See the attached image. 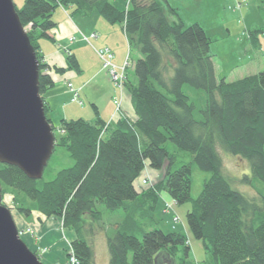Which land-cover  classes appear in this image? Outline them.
I'll use <instances>...</instances> for the list:
<instances>
[{"label": "trees", "instance_id": "16d2710c", "mask_svg": "<svg viewBox=\"0 0 264 264\" xmlns=\"http://www.w3.org/2000/svg\"><path fill=\"white\" fill-rule=\"evenodd\" d=\"M127 1V10L111 0H25L23 8L17 9L37 53L44 101V95L56 87L53 73L67 70L45 61L42 48L43 42L57 43L54 14L58 8L83 16L97 12L108 24L123 25L132 49L140 55L127 76L133 75L135 83L129 85L128 79L125 83L135 120L118 114L114 122L102 121L96 106L95 122L61 120L63 134L56 138V146L68 151L74 165L44 183L43 178L32 180L20 168L0 163V185L14 190V208L21 214L28 217L36 209L42 222L61 218L64 228L78 233L68 255L77 264H96L81 231L86 216L92 224L102 221L98 206L126 211V223L107 238L110 264H176L180 253L188 257L191 251L188 237L165 233L157 224L134 236L129 225L135 223L134 214L126 205L140 196L135 183L147 164L159 170L168 161L165 181L142 195L159 197L165 191L179 205L193 202L187 213L190 232L204 242L216 264H264V198L257 201L234 190L218 152L221 148L249 164V176L232 179L233 185L242 183L256 190L255 182L264 184V69L235 82L218 78L213 41L202 26H186L168 0ZM262 35L264 28L250 33L258 49ZM69 64L79 70L75 58ZM187 86L206 94L200 121L195 119L196 104L184 93ZM45 111H51L46 101ZM169 142L191 154L196 166L211 175L196 200L191 197L192 166L173 170L176 157L167 148Z\"/></svg>", "mask_w": 264, "mask_h": 264}, {"label": "rangeland", "instance_id": "374dc122", "mask_svg": "<svg viewBox=\"0 0 264 264\" xmlns=\"http://www.w3.org/2000/svg\"><path fill=\"white\" fill-rule=\"evenodd\" d=\"M115 5L122 7L126 6L125 9L129 8V4L126 1L122 0H111ZM169 1V0H168ZM172 2L177 1L180 4V12L183 14L184 22L186 26L192 24L203 23L206 26L214 22L221 23L216 27V35L212 36V47L211 54H213L214 62L216 66V75L220 78L227 77L229 82H233L239 79H244L246 77L254 76L258 74L256 72V66L254 65L251 69L240 68L239 66L247 65L250 60L248 59V54L246 53L247 44H249V39L246 37L248 28L247 23L259 24L260 27L264 25V4L263 1L259 3L258 0L255 4L251 3V7L245 3H237L234 7L229 8V14L234 18V21L231 23H226L225 21L217 20L216 14L217 11L215 8L210 6L204 0H171ZM171 1H169L171 3ZM16 8L21 10L23 8L25 0H13ZM247 4V5H246ZM174 7V6H173ZM241 11L246 12V20L242 18V15L239 14ZM63 15L69 21V27L64 25V20L60 24L61 34L60 37H65L66 42L63 44L59 43L56 46L57 50H62L58 53L61 58V61L64 60V67L67 70L62 74H55L53 76L56 80V89L60 86V89H65L68 91L69 95L65 96L60 102L61 108L56 109L57 117H54V114L51 115V118L54 120L55 126L52 125V128L55 130V138H59L63 134V130L59 127L61 120L65 119L64 117L70 118V120H85L86 122H95L96 112L93 107V100L88 99L85 94L79 98L80 90L78 89V83L73 79L78 71L70 66V61L75 58L73 46L81 43L84 44L89 50H91L95 55V60L99 63L98 69L93 71V75L99 70L104 72L106 80L109 81L113 90L116 89L117 95L120 99L113 101H118L124 110L130 109L133 113L132 106L128 101V96L130 91L127 90V86L124 84L121 85L116 81L115 77L117 75H122L126 73L124 71V63L122 65L117 64V56L115 50L110 45L97 46L96 43L99 41V34L97 32L85 33L79 26H77L78 18L83 20L82 22L87 23L88 25L92 24V19L89 20L90 15L93 18L108 24L99 13L94 12L89 15H80L73 14L71 10L65 8H58L54 14V18L58 20L59 15ZM75 15H80L76 17ZM229 16L225 15V19H228ZM61 19V18H60ZM65 19V20H66ZM104 20V21H103ZM87 21V22H86ZM98 21V24H99ZM97 24V23H96ZM262 24V25H261ZM110 25V24H109ZM111 26V25H110ZM120 27V25H117ZM202 26V25H200ZM253 25H251L252 27ZM123 29V25L120 27ZM264 28V27H263ZM72 30H75L74 35H68ZM205 30V29H204ZM206 31V30H205ZM255 31V30H254ZM124 43H126L127 55L130 52V56L125 57L130 58V61L133 62L135 59V51L132 49L129 44L130 41L123 30ZM264 45V36L261 37ZM42 43V42H41ZM44 47L48 42H43ZM50 44V43H49ZM131 47V48H130ZM264 48V46H263ZM45 50V49H44ZM106 52H103L105 51ZM138 53V52H137ZM76 59V58H75ZM105 60V61H104ZM258 58L256 59V61ZM110 63V64H109ZM52 65L62 66L61 64L50 63ZM109 64V65H108ZM235 69V70H234ZM71 73V74H70ZM80 74V73H79ZM88 75V74H87ZM115 75V76H114ZM60 82V84H59ZM97 82V80H96ZM78 87V88H77ZM126 88V91H125ZM123 92L125 94L124 100H122ZM103 93V92H101ZM184 93L196 104L197 110L195 113V119L200 121L202 120V114L200 113L204 110L206 105V94L202 90H197L191 87H185ZM76 100V101H75ZM100 100V99H99ZM101 102V100H100ZM116 107L115 116L120 114L118 107ZM51 112L46 114L47 120L51 121L49 115ZM128 113V117L134 119V114ZM65 115V116H64ZM55 118V119H54ZM135 120V119H134ZM114 122L112 119L110 122ZM57 141L55 140V150L52 155L51 160L45 170L43 182H50L55 179L58 172L64 169L71 168L74 165L73 160L70 158L68 151L65 148L57 147ZM167 148L171 154H174L176 157L175 165L173 170L179 169L183 165L192 166V201L198 199L200 196L205 181L210 179L211 175L209 173L201 171L196 164L194 163L193 156L186 152H181L179 149L172 143H168ZM219 155L223 161V170L224 174L228 179L231 180V185L234 190H239V192L244 193L249 196L255 197V199L260 201V197L264 198V184L261 182H255L257 191L251 187L236 183L233 185L232 179L242 180L245 176H249L250 167L247 162L240 161L237 158L229 155L225 151H221ZM218 150V146H217ZM168 172V161H166L163 167L159 170H153L147 164L145 170L136 181L135 185L137 190L140 193L139 200L128 202L126 205L129 207V212L134 214L135 226L133 227L132 234L136 237L143 235L145 230H148L150 226L157 224L165 233L175 232L183 234L188 237V241L191 247L188 257L184 253L176 259V264H216L213 254L209 249L204 245L203 241L196 240L191 234L188 222H187V213L191 210L193 202H189L184 205L177 204L167 192L160 193L158 196H153V198L142 195V193H147L152 185L161 183L165 181L166 175ZM144 181H147L144 184ZM239 184V185H238ZM16 193L13 189L5 187L3 190V201L2 204L9 208L12 212L14 221L17 225L19 232L21 233L20 237L27 247L37 254L43 264H77L74 257H68L71 251V243L78 238V233L74 229L64 228L63 221L61 218H51L43 219L41 221V216L39 212L34 209V212L31 216H25L21 214L15 206L13 198ZM19 198H24V195H19ZM27 199V198H26ZM156 200V202H154ZM30 206L33 205V202L28 200ZM263 206H261L264 213V201H262ZM34 206V205H33ZM98 210L102 213L103 219L99 224H92L90 216H86V225L84 230L81 231V239L86 240V242L91 246L94 252V260L96 264H110V255L107 246V238L114 234V231L120 227L121 221L126 215L125 210H116L109 211L103 206H98ZM175 218L178 219V222L175 221ZM92 224V225H91Z\"/></svg>", "mask_w": 264, "mask_h": 264}, {"label": "water", "instance_id": "95a60500", "mask_svg": "<svg viewBox=\"0 0 264 264\" xmlns=\"http://www.w3.org/2000/svg\"><path fill=\"white\" fill-rule=\"evenodd\" d=\"M37 53L13 0H0V163L41 180L55 148V135L40 94ZM0 264H43L23 242L12 212L2 204Z\"/></svg>", "mask_w": 264, "mask_h": 264}, {"label": "crops", "instance_id": "0c3cea01", "mask_svg": "<svg viewBox=\"0 0 264 264\" xmlns=\"http://www.w3.org/2000/svg\"><path fill=\"white\" fill-rule=\"evenodd\" d=\"M204 1H206L210 6L216 9L217 11L216 19L217 20L225 21L226 23H231L232 21H234V18L230 16V14L228 13L230 7H234L239 2L240 3L246 2L248 6L251 7V3L255 4L257 0H204ZM258 2L260 3L261 0H258ZM171 4L172 6H174V8L178 9V12L181 15V18L184 20L183 14H181L180 12V4L177 1L175 2L171 1ZM239 14H241L242 18L246 20V12L241 11V13ZM92 15H90V18H89V20L91 19L93 20L91 25H88L87 23L82 22L83 20H81L80 15H75L76 17H80V19L78 18V22L76 25L79 26L85 33H91L93 31L97 32L99 34V41L96 43V45L97 46L110 45L115 50V53L117 56V64L122 65L125 62V57L127 55L126 43H124V38H123L124 29L120 28L122 25H120V27L117 26L118 24L110 26L109 24L102 22L101 19L99 21L93 18ZM225 15L229 16L228 19H225ZM65 19L66 18L61 14L59 15L58 20L55 19L58 23V27L56 29V34H57L56 44L57 45H59V43L63 44L64 41L66 42L67 40L65 39L67 36L60 37V34H61L60 24L62 20H64L63 24L66 25L67 27H69V24H70L69 21ZM98 21H99V24H98ZM220 24L221 23L219 22H214L210 24V26H206V24L200 23V25H202V27L206 30V33L208 34L210 38H212L213 35H216L215 29ZM247 25H248V28L246 29L247 38L250 32H253L254 30H259L264 27V25L262 24H261L262 27H260L259 24H256L255 22H253L252 24L247 23ZM251 25L253 26L251 27ZM74 32L76 31L72 30L68 35H74L73 34ZM253 41L255 42V40ZM249 42L250 43L247 44L245 51L248 54V59L250 60V62L247 65L239 66V67L251 69L255 65L257 69L256 72L258 71L257 73H259L264 69L263 41L259 49L254 47V45L251 43L250 40ZM56 46L51 47V44L48 43L45 45V47L43 44L42 48H43L44 53L46 54L47 61H49L50 63L62 65L64 63V60L61 61V58L63 57L62 56L60 57L58 54L62 50L58 51ZM73 50L75 51L74 56L78 62V69H79L78 74H76L75 77L73 78L78 83V86H79V88L77 87L80 90L79 98L81 99V96L85 94L88 99H92L94 101L93 105H96L98 107V112H99V116L101 120L110 121L116 113V107L113 102V98L116 97L117 90L116 89L113 90L109 81L106 80L105 76L103 75L104 72L103 70H101L102 67H100L99 70H97V72L94 75L92 74L93 71L95 72V70L98 69L99 63L95 60V55L91 50H89L87 47L84 46V44H81V43L74 45ZM137 57H140V55L137 52H135V58ZM257 58L258 60L256 61ZM134 60L132 62V66H131V70L129 71V74H132L134 71L133 70ZM59 67H64V65L59 66ZM214 67H215V72H216L215 62H214ZM226 80L227 82H229L228 78H226ZM128 83L129 85H133L135 83V79L133 75L129 77ZM125 91H126V88H125ZM67 94L69 95L68 91H66L65 89H60V86H59L58 90L55 88L54 90L49 91L48 93L44 95V98L46 102L49 104V107L51 109L50 111L51 113L49 117L52 121L54 120L51 118V115L54 114V117H57L56 109L62 107V105L60 106V103H61L60 101L63 100V98L67 96ZM124 96L125 94L123 92V100H124ZM99 99L101 100V102ZM128 101L130 105L132 106L131 94L128 96ZM123 113H124L123 116L128 117L129 115L127 114L132 113V111L129 109L127 113V110H124L123 108ZM64 118L67 120H70V118L66 116Z\"/></svg>", "mask_w": 264, "mask_h": 264}, {"label": "built area", "instance_id": "2783aa9c", "mask_svg": "<svg viewBox=\"0 0 264 264\" xmlns=\"http://www.w3.org/2000/svg\"><path fill=\"white\" fill-rule=\"evenodd\" d=\"M103 52H106V50L105 51H103ZM105 61V60H104ZM110 64V63H109ZM108 64V65H109ZM124 71H125V68H124ZM124 75L125 74H122V75H117L116 77H115V79H116V81H118L120 84L123 82V80H124ZM115 76V75H114ZM116 104H118V105H120L119 103H118V101L116 102ZM73 260H75V258L73 259ZM76 261V260H75ZM76 263H77V261H76Z\"/></svg>", "mask_w": 264, "mask_h": 264}, {"label": "bare ground", "instance_id": "6f19581e", "mask_svg": "<svg viewBox=\"0 0 264 264\" xmlns=\"http://www.w3.org/2000/svg\"><path fill=\"white\" fill-rule=\"evenodd\" d=\"M47 59H46V56H45V61H46ZM55 150V149H54ZM53 153H54V151H53ZM70 156V155H69ZM51 158H52V156H51ZM51 158H50V160H51ZM49 164V163H48ZM47 168V167H46ZM46 170V169H45ZM224 172V171H223ZM45 173V172H44ZM225 175V174H224ZM226 176V175H225ZM43 177H44V175H43ZM139 198V197H138ZM137 200H139V199H137ZM126 218V217H125ZM125 218L121 221V224L120 225H122V224H124V223H126L125 222ZM175 221L176 222H178V219L177 218H175ZM130 226H135V223H134V225L133 224H129Z\"/></svg>", "mask_w": 264, "mask_h": 264}]
</instances>
